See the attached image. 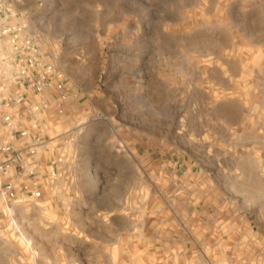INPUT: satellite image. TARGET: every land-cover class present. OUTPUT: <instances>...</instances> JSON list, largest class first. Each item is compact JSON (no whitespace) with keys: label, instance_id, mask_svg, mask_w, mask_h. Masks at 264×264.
Listing matches in <instances>:
<instances>
[{"label":"rangeland","instance_id":"1","mask_svg":"<svg viewBox=\"0 0 264 264\" xmlns=\"http://www.w3.org/2000/svg\"><path fill=\"white\" fill-rule=\"evenodd\" d=\"M8 2L78 92L43 196L0 195V264H264V0Z\"/></svg>","mask_w":264,"mask_h":264},{"label":"built area","instance_id":"2","mask_svg":"<svg viewBox=\"0 0 264 264\" xmlns=\"http://www.w3.org/2000/svg\"><path fill=\"white\" fill-rule=\"evenodd\" d=\"M32 13L0 0V195L4 199L43 196L38 175L42 162L35 154L42 145L57 143L44 127L47 107L78 92L44 57L40 36L32 28ZM50 159V173L55 176L59 159ZM12 168L16 176L23 170L29 178L19 188L6 180Z\"/></svg>","mask_w":264,"mask_h":264},{"label":"crops","instance_id":"3","mask_svg":"<svg viewBox=\"0 0 264 264\" xmlns=\"http://www.w3.org/2000/svg\"><path fill=\"white\" fill-rule=\"evenodd\" d=\"M260 229L264 230V223L261 224Z\"/></svg>","mask_w":264,"mask_h":264}]
</instances>
